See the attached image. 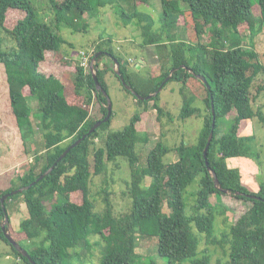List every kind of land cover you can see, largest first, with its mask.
<instances>
[{
    "label": "trees",
    "instance_id": "1",
    "mask_svg": "<svg viewBox=\"0 0 264 264\" xmlns=\"http://www.w3.org/2000/svg\"><path fill=\"white\" fill-rule=\"evenodd\" d=\"M37 1L49 4L56 23L40 16L36 0H0V64L5 68L10 105L21 134L26 138L35 134L33 118H36L42 126L45 143L44 156L36 153L30 169L12 180L11 188L0 190V239L10 244L3 230L6 216L9 218L8 203L21 198L29 215L21 222L20 231L29 243H18L27 250L29 258L10 245L15 255L27 264H90L94 249L99 250L98 264H159L155 258L144 259L137 252L138 241L145 236L158 239L157 253L166 264H213L214 254H218L216 264H264V183L259 185L258 192L249 190L242 183L240 170L227 164L229 158L245 157L261 166V154L255 144L257 136H239L238 130L241 121L252 120L256 115L264 122V114L253 108V101L263 93L264 86L257 88L256 96L252 93L256 78L260 72L264 73V65L253 49L252 39L246 42L248 38L241 33L242 25H248L252 38L264 28V0H182L187 11L182 9L180 0H161L160 29L155 28L151 14L136 10L128 13L126 4L130 0ZM136 1L150 3V0ZM256 3L261 9L260 29L253 12ZM120 5L124 6L120 14L123 24L127 27L135 20L133 24L142 30L141 48L160 44L163 37L158 31L168 33L169 41H177L171 40L170 30L186 12L191 14L198 40L202 42L207 36L219 45L212 48L209 43L208 47L199 44L188 49L185 40H178L171 46L169 65L163 66L160 75L148 79L143 89L132 85L134 74L121 54L113 48L98 47L90 59L92 62L101 52L95 59L93 72L79 65L73 83L75 96L85 99L86 105L94 99L99 103L102 116L93 118L85 106L68 101L65 83L43 73L41 65L49 53L59 52L67 44L59 33L63 24L76 27L84 15L98 17ZM9 9L25 13L12 29L5 26ZM105 57L120 71L119 75L112 68L114 76L134 96L133 91L143 97L154 94L169 76L167 83H182L185 101L180 117L195 116L204 120L196 141L181 142L173 149L158 142L142 166L136 147L149 138L138 131L140 114H135L122 130L111 131L112 114L108 122L89 133L108 114L107 98L97 89L94 79L95 73L108 93L106 75L111 69L100 68V60ZM208 63L211 72L207 70ZM197 76L204 77L205 82ZM191 78L204 85V109L196 103L198 93L184 94ZM31 98L38 103L36 111ZM135 98L140 105L153 101L163 114L159 94L150 100ZM232 111L236 116L225 120ZM226 123V133L222 134L221 125ZM212 131L213 140L205 158L204 150ZM103 133H107L105 138ZM84 136L78 146L58 161ZM96 140H102L103 146ZM173 151L178 154V160L166 163L164 158ZM119 159H125L130 167L128 194L132 203L127 212L115 215L107 189L104 190L105 210H97L90 181L94 175L107 174L108 164H115ZM54 164L53 171L45 175ZM213 173L222 190L216 187ZM147 178L151 183L145 188ZM193 184L195 190H190ZM19 189L22 192L13 194ZM75 194L82 195L80 203L73 200ZM227 194L251 204L235 223L229 220V209L221 199ZM212 195L219 198L215 204L211 202ZM4 196L7 198L2 202ZM54 197L52 210L48 211L45 202ZM164 202L170 208L169 214L163 211ZM219 218H223V228L219 226ZM5 230L8 231V226Z\"/></svg>",
    "mask_w": 264,
    "mask_h": 264
},
{
    "label": "rangeland",
    "instance_id": "2",
    "mask_svg": "<svg viewBox=\"0 0 264 264\" xmlns=\"http://www.w3.org/2000/svg\"><path fill=\"white\" fill-rule=\"evenodd\" d=\"M57 1L62 2L63 0ZM137 2L136 0L127 2L126 7L128 13L134 12L135 10L141 13H149L156 22L155 28L160 29V27H162L160 21L163 14L162 1L150 0L149 5ZM36 3L40 16L44 17L47 22L54 20V23H56V16L49 4H40L37 0ZM180 5L183 10H186V5H184L182 0H180ZM122 7L124 6L120 5L107 9L103 15L98 17H94V14H86L82 20L76 23V27L63 24L59 33L67 41V44H65L59 52L49 53L45 62L41 65L43 73L54 75L65 83V93L68 95V101L72 104H81L85 106L93 118L102 116L98 111L99 103L94 99L90 105H86L85 99L75 96L73 83L77 75L76 68L79 65L86 70H92L90 59L97 53L98 47L101 46L102 49L113 48L121 54L124 60L129 63L130 73L135 75L131 78L132 85L134 84L136 87L139 86L140 89H143L142 85L145 84L148 79L161 74V70L164 68L163 66L169 61L168 56L171 46L172 44L178 43V40H185L188 49L198 46L199 44L208 47L207 44L209 43V46L212 48L219 45V43H217L218 41H209V37L207 36L203 38L202 42L199 41L195 34L191 14L186 12L180 16L177 26L170 30V35L172 36L170 37L171 40L177 41H169L168 33L158 31V35L163 37L162 42L160 44H152L145 48H141L144 39L142 30L133 24L135 20L127 27L123 24V18L120 16ZM253 12L259 20L257 27L260 29L262 24L260 22L261 9L259 4L256 3L254 5ZM24 17L25 13L21 10L9 9L6 14L5 26L8 29H12L17 22ZM241 33L248 38L246 42L252 39L254 44L253 49L259 54V61L264 65V28H261L256 36L252 38L248 25H242ZM107 67L111 69L106 75V81L109 84L108 95L112 103L113 113V120L109 129L111 131L122 130L131 122L135 114H140L141 121L137 124L138 131L142 135H147L149 138L148 142L137 144L136 151L140 157V165L143 166L146 164L149 151L153 149L158 142H164L173 149L180 145L181 142H190V144H192L196 141L203 128L204 120L202 117L195 116L187 119H182L180 117V112L185 101V96L181 93V89L184 87L182 83H167L168 80L166 79L155 92V96L158 94L160 95L159 105L164 110L161 115L155 108L153 101L140 105V103L136 101L135 96L127 91L123 83L114 76L112 68L117 72L118 69L116 65H113L109 58H102L100 60V68L106 69ZM206 67L207 70L211 72L209 63ZM254 86L252 93L253 96H256L257 88L259 86H264L263 72H260L256 78ZM187 87H185L184 94L191 96L198 93L199 99L197 98L196 103L201 105L204 109L203 97L206 96V92L203 83L198 79L191 78L188 81ZM25 94L29 95L28 90H25ZM30 103L33 110L36 111V109H38L37 101L31 98ZM253 108L255 112L260 111L264 114V91L262 94L256 96V99L253 101ZM235 116L236 112L232 111L224 119L230 120ZM33 122L35 134L32 137H24L17 126L10 105L9 86L5 68L0 64V190L7 189L9 186L12 187L11 181L17 177L23 176L26 171L30 169L35 161L36 153L40 152L42 156H44L43 149L45 143L42 136V126L36 118H33ZM227 127V123L221 125L222 134L226 133ZM253 134L257 136L255 144L256 147H258V152L261 154L259 160L261 166L255 163L258 167L257 173H254V175H256L252 177V179H249V176L244 177L245 181L243 185L252 191L250 184L255 183L259 191V185L264 183V122L258 115L252 120L247 119L241 121L238 130L239 136L247 137ZM102 135H104L103 137L105 138L107 133H103ZM96 142L99 146H103L104 144L102 140H96ZM178 158V154L173 151L170 152L164 160L166 163H171L176 162ZM127 163L125 159H119L115 164L109 163L107 174L99 176L94 175L91 178L90 192L94 198L93 200L97 210H105L104 198L106 195L104 190L106 189L109 193V199L115 215H121L131 208L132 201L128 194V183L131 178V171ZM63 180L64 179H62V181ZM246 181H249V183L247 184ZM150 183L151 179L147 178L144 181V187L148 188ZM194 185L195 184L192 185L190 190H195ZM55 199L56 197L45 202L48 211L52 210L53 206H51V204L55 202ZM221 199L229 209L227 216L232 223H235L251 205L250 203L243 202L228 194L223 195ZM73 200L80 203L82 195H73ZM218 200L219 198L217 196H211V202L213 204L217 203ZM8 204L9 222L6 223V226H8L7 232L15 241H26L29 243L26 235L20 231L21 222L28 218L29 215L26 204L21 198L13 200ZM163 211L166 214L170 213V208L166 202H164ZM222 220L223 218H219L218 220L221 228H223ZM157 244L158 239L155 237H142L138 241L137 252L141 254L144 259L153 257L159 264H166L167 262L157 253ZM217 256L218 254H214L213 264H216ZM98 259L99 250L94 249L90 258V264H98ZM88 262L89 259L87 260V263ZM0 264L27 263L22 258L15 255L10 244L0 239Z\"/></svg>",
    "mask_w": 264,
    "mask_h": 264
},
{
    "label": "water",
    "instance_id": "3",
    "mask_svg": "<svg viewBox=\"0 0 264 264\" xmlns=\"http://www.w3.org/2000/svg\"><path fill=\"white\" fill-rule=\"evenodd\" d=\"M101 55V53H98L97 55H96V57L92 60V69H93V67H94V63H95V59L96 58H98L99 56ZM117 73L120 75V71H119V69L117 70ZM170 77L171 76H169L168 78H167V80H169L170 79ZM199 79H201L203 82H205V78L204 77H202V76H197ZM94 79H95V82H96V87H97V89L98 90H100L105 96H106V98H107V101H108V114H107V116L104 118V119H102V120H100V121H98L95 125H94V127L90 130V132L89 133H92V132H94L96 129H98L103 123H106V122H108L109 120H110V118H111V116H112V103H111V101H110V98H109V95H108V93H107V91L101 86V84L99 83V81H98V79L96 78V75H95V73H94ZM125 84V86L128 88V89H132L131 88V86H129V85H127L126 83H124ZM133 93L135 94V96H137L139 99H141L142 101H144V100H150L152 97H155V93L154 94H152V95H149V96H147V97H143V96H141V95H139L138 93H136L135 91H133ZM212 111H213V114H214V108H213V105H212ZM86 138V136H84L82 139H80V140H78L76 143H74L72 146H70L64 153H63V155L59 158V160L58 161H61L70 151H71V149L72 148H74V147H76V146H78L84 139ZM212 140H213V131L211 132V134L209 135V138H208V142H207V145H206V148H205V150H204V156H205V158H206V156H207V152H208V150H209V148H210V145H211V142H212ZM55 165L56 164H54V166H52L51 168H50V170H48L46 173H45V175H47V174H49L50 172H52L53 171V169H54V167H55ZM213 175H214V177H215V185H216V187H218L220 190H222V188H221V186H220V183H219V180H218V178H217V176L215 175V173H213ZM43 178V176L40 178V179H42ZM29 187H25V189H28ZM22 190L23 189H19L18 191H14L13 192V194H16V193H18V192H22ZM223 192L224 193H227V191L225 190H223ZM7 198V196H4L3 198H2V202H4L5 201V199ZM9 222V218H8V216H6V219H5V222H4V224H3V230H4V232H5V237H6V239L9 241V243L18 251V252H20L23 256H25V257H27V258H29V253L27 252V250L26 249H24L18 242H16L12 237H11V235L5 230V228H6V223H8Z\"/></svg>",
    "mask_w": 264,
    "mask_h": 264
},
{
    "label": "crops",
    "instance_id": "4",
    "mask_svg": "<svg viewBox=\"0 0 264 264\" xmlns=\"http://www.w3.org/2000/svg\"><path fill=\"white\" fill-rule=\"evenodd\" d=\"M227 164L229 167H236L240 170L242 183H244L245 179L244 177L249 176V179H252L254 177V173L258 171V167L256 166L255 162L249 158L245 157H232L227 160ZM248 180V179H247ZM248 184L249 181H246ZM251 189L253 192H258L255 183L250 184ZM249 187V186H248Z\"/></svg>",
    "mask_w": 264,
    "mask_h": 264
},
{
    "label": "clouds",
    "instance_id": "5",
    "mask_svg": "<svg viewBox=\"0 0 264 264\" xmlns=\"http://www.w3.org/2000/svg\"><path fill=\"white\" fill-rule=\"evenodd\" d=\"M91 65H92V62H91ZM94 70V68L92 69V71Z\"/></svg>",
    "mask_w": 264,
    "mask_h": 264
}]
</instances>
